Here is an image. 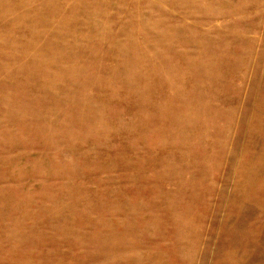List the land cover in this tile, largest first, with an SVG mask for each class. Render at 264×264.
<instances>
[{"label": "rangeland", "instance_id": "obj_1", "mask_svg": "<svg viewBox=\"0 0 264 264\" xmlns=\"http://www.w3.org/2000/svg\"><path fill=\"white\" fill-rule=\"evenodd\" d=\"M0 264H264V0H0Z\"/></svg>", "mask_w": 264, "mask_h": 264}]
</instances>
